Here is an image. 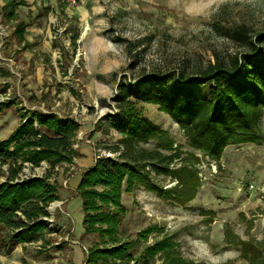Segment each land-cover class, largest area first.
Segmentation results:
<instances>
[{"label": "rangeland", "instance_id": "374dc122", "mask_svg": "<svg viewBox=\"0 0 264 264\" xmlns=\"http://www.w3.org/2000/svg\"><path fill=\"white\" fill-rule=\"evenodd\" d=\"M25 1L18 14L26 24L28 45L18 42L12 22L0 18V141L36 112L44 119L55 116L61 125H74L76 134L67 159L49 155L38 165L24 163L18 178H45L55 184L58 200L47 207L50 217L45 218L43 237L22 249L10 253L3 242L7 232L0 228V264H86L84 247L99 238L84 235L83 198L77 188L72 191L69 179L118 158L112 148L121 135L108 117L118 113L121 80L147 78L154 84L152 78L174 79L185 68L186 85L207 95L209 83H198L195 71L244 50L224 36L227 29L245 25L252 35L264 32V0H76L75 5L70 0ZM157 84L170 90L169 82ZM126 104L169 132L176 148L170 168L187 165L199 182L194 199L185 206L142 186L130 191L123 186L125 214L118 236L122 243H133L134 260L144 264L147 247L170 239L174 250L158 253L149 264H178L176 259L252 264L253 252L260 256L256 264H264V133L260 144L229 145L215 161L189 147L184 132L158 106L134 98ZM33 126L43 130L37 120ZM141 146L154 149L156 142ZM7 176L8 165H0V183ZM150 176L164 189L177 185L170 176ZM64 198H70L66 208ZM243 243L250 252L243 253Z\"/></svg>", "mask_w": 264, "mask_h": 264}, {"label": "trees", "instance_id": "16d2710c", "mask_svg": "<svg viewBox=\"0 0 264 264\" xmlns=\"http://www.w3.org/2000/svg\"><path fill=\"white\" fill-rule=\"evenodd\" d=\"M16 5L8 3L1 12L12 19ZM25 29L23 22L15 28L19 42L24 41ZM224 36L244 50L225 59L218 57L214 63L195 71L198 83H209L207 95L198 94L186 85L189 75L185 68L179 69L174 79L169 75L152 78L154 84H148L147 78L121 80L115 100L118 113L108 117L110 126L121 135L112 148V152L119 153L118 158L106 159L108 163L86 169L76 190L83 198L84 235L99 238L87 249L86 264H138L130 253L133 243H122L118 236L120 219L125 214L121 203L124 185L127 191L135 185L142 186L176 206L192 201L199 186L197 174L187 165L170 168L175 161V152H171L176 148L169 132L128 108V98L158 106L184 132L189 147L215 161L222 158L229 145L261 143L264 32L252 35L242 25L227 29ZM160 82H169L170 90L159 88ZM143 83L148 86L141 87ZM35 120L43 130L35 129ZM75 131L74 125H61L55 116L44 119L42 113L36 112L0 141V165H8V180L0 183V228L7 232L3 242L9 244V250L43 236L45 218L50 217L47 207L58 200L55 184H49L45 178H18L24 163L38 165L49 155L67 159L73 151ZM151 141L156 142V148L141 146ZM151 173L170 176L177 185L164 189L152 180ZM243 245V253L251 251L246 243ZM174 248L170 239L157 242L145 249L142 261L149 264L158 253L171 252ZM249 259L256 264L260 256L253 252ZM175 261L192 264L182 259Z\"/></svg>", "mask_w": 264, "mask_h": 264}, {"label": "crops", "instance_id": "0c3cea01", "mask_svg": "<svg viewBox=\"0 0 264 264\" xmlns=\"http://www.w3.org/2000/svg\"><path fill=\"white\" fill-rule=\"evenodd\" d=\"M11 2H15L17 5H16V8H15V11H14V15H15V17H13L12 19H8L7 17H5L4 16V14L1 12V10H2V8L4 7V6H6L8 3H11ZM27 5V2L25 1V0H7L6 2H4V3H0V18L1 19H5V21H7V22H12L13 23V26H14V31H15V28H16V26H17V24L18 23H20V22H23L24 24H25V22H24V20L22 19L21 20V18H20V16H19V14H18V9L20 8V7H22V6H26ZM25 26H26V24H25ZM17 37V36H16ZM18 39V38H17ZM25 39V38H24ZM25 41L26 40H24V41H22V42H20L21 44H23L24 46H25ZM18 42H19V40H18ZM23 46V47H24ZM85 163H88L89 162V159H86V158H84V160H83ZM92 165V164H91ZM90 164H89V166L88 167H90L91 166ZM81 179H82V177H81V175L80 174H77V175H75L74 177H72L71 179H69V182H72L74 185H73V190L72 191H75L76 190V188L78 187V185H79V183H80V181H81ZM59 194H61V195H63L64 197L66 196L65 194H62V193H59ZM71 198V197H70ZM70 198L69 199H67V198H64L63 200H62V202H64V208H66V205H67V201L68 200H70ZM83 211V210H82ZM83 215H84V212H83ZM83 233H84V227H83ZM43 237V236H42ZM41 237V238H42ZM73 242L74 243H76V241L75 240H73ZM31 242H26V243H20V244H18V245H16L12 250H10V253L12 252V251H17L18 249H22L23 247H25L26 245H28V244H30ZM5 247V246H4ZM8 247H9V245H8ZM85 248V251H86V256H87V250H86V247H84ZM1 250V249H0ZM85 262H86V258H85ZM73 264H75V263H73Z\"/></svg>", "mask_w": 264, "mask_h": 264}, {"label": "built area", "instance_id": "2783aa9c", "mask_svg": "<svg viewBox=\"0 0 264 264\" xmlns=\"http://www.w3.org/2000/svg\"><path fill=\"white\" fill-rule=\"evenodd\" d=\"M70 2L75 5L76 4V0H70ZM251 188H253L252 184L250 185Z\"/></svg>", "mask_w": 264, "mask_h": 264}]
</instances>
